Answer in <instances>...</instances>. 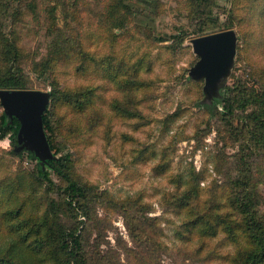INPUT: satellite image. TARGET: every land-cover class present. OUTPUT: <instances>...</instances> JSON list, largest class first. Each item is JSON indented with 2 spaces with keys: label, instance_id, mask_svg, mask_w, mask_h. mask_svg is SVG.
I'll return each mask as SVG.
<instances>
[{
  "label": "rangeland",
  "instance_id": "rangeland-1",
  "mask_svg": "<svg viewBox=\"0 0 264 264\" xmlns=\"http://www.w3.org/2000/svg\"><path fill=\"white\" fill-rule=\"evenodd\" d=\"M228 29L238 46L224 99L199 106L194 40ZM3 34L25 55L27 87L57 90L51 141L86 199L74 217L68 182L0 139V249H26L16 226L27 235L59 210L89 264L238 263L250 248L245 197L264 229V130L253 119L264 105V0H0L5 70Z\"/></svg>",
  "mask_w": 264,
  "mask_h": 264
},
{
  "label": "trees",
  "instance_id": "trees-1",
  "mask_svg": "<svg viewBox=\"0 0 264 264\" xmlns=\"http://www.w3.org/2000/svg\"><path fill=\"white\" fill-rule=\"evenodd\" d=\"M200 11V10H199ZM201 12H204L201 10ZM220 32V31H219ZM216 33V32H215ZM237 33V32H236ZM208 35V34H207ZM204 36V35H203ZM201 37V36H199ZM2 47L5 54V60L8 64L7 69L3 70L0 68V90L2 89H31L28 86V81L24 77V69L22 67L23 57L25 55L21 52L19 44L14 39L8 38L5 34L2 36ZM237 46H238V34H237ZM237 54V53H236ZM199 56V55H198ZM200 59V56H199ZM236 62V56H235ZM49 67L48 64H46ZM235 66V63H234ZM233 66V68H234ZM232 68V70H233ZM45 71V69H44ZM232 74V73H231ZM231 76V75H230ZM229 76V77H230ZM191 79H193L190 76ZM229 79V78H228ZM195 80V79H193ZM202 80V79H199ZM228 84V80L225 85L220 89V93L212 101L206 100V93L202 102H199V106H203L209 109L217 107L221 101H223V91ZM205 86V85H204ZM51 101L50 104L43 115L44 119V129L52 150L53 158L48 159L43 162L34 151L24 148L27 150L29 156L32 159L37 161V167L41 176L47 178L50 170H53L60 177L64 178L68 185L65 188V191L71 200L66 203L65 208L70 209L72 212H75L74 217L85 210V205L81 203L82 198L86 199L85 193L86 189L80 185L77 180H75L65 168L67 164L64 162L65 158L57 156V152L54 150L53 142L51 141L50 132L53 129V122L51 120V109L50 106L53 104L55 106L57 101V90L54 89L50 91ZM71 97L69 93L65 96V99L68 100ZM260 101V100H258ZM1 102V101H0ZM2 105V104H1ZM3 107V106H2ZM253 119L256 121V124L264 130V105H261L258 109V112L254 113ZM21 128V123L16 117H10L5 110L1 116V125H0V139L9 138L12 143L15 144V147H19L20 143L18 141V134ZM9 134V135H8ZM67 161V160H66ZM197 196L199 192L195 189ZM189 194H185V197ZM194 197L189 195V200H192ZM255 200V198H254ZM185 201H188L185 199ZM256 205V202L252 198H246L243 205V210H240L242 213H246L248 216L243 218L240 223L244 220V223H248V227L245 230V235L248 238L250 248L247 251H243L238 255L237 264H264V229H260V225L257 224L256 214L252 211L253 207ZM78 207V209H77ZM54 211V206L52 207ZM57 215V218L53 221L50 220V217L47 216L43 222L34 224L32 228L36 229L35 232H28L27 235L21 234L24 229L22 226L12 227L16 230L14 233L18 235L20 241L29 243L26 246V249H23L19 244H12L11 248L8 250L0 249V264H89L88 259L84 254L82 248V239L81 235L77 234V228L69 229L66 227L62 221H60L59 210L54 211ZM143 223H147L146 221ZM192 226L197 228L199 231L205 230V224L203 223V214H200L193 220ZM56 229V230H55ZM46 230V232H44ZM55 230V231H54ZM234 235V231H232ZM13 234V233H10ZM217 232H214V236ZM33 239V240H31ZM153 246H156L160 243L158 239L155 240L153 236L148 238ZM147 242V240H144ZM17 248V252L15 249ZM134 255H138L136 251L131 250ZM35 256L37 259H34L35 262L31 263V257Z\"/></svg>",
  "mask_w": 264,
  "mask_h": 264
},
{
  "label": "water",
  "instance_id": "water-1",
  "mask_svg": "<svg viewBox=\"0 0 264 264\" xmlns=\"http://www.w3.org/2000/svg\"><path fill=\"white\" fill-rule=\"evenodd\" d=\"M194 48L200 59L190 69V76L195 80L205 79L206 100L212 101L232 73L237 53V33L228 29L197 37ZM0 101L5 112L21 123L19 148L34 151L43 162L53 158L43 119L51 101L50 92L2 89Z\"/></svg>",
  "mask_w": 264,
  "mask_h": 264
}]
</instances>
